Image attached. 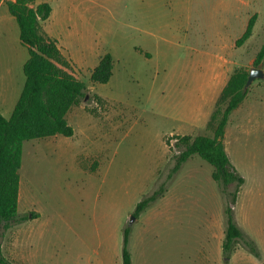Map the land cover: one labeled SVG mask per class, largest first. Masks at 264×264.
Segmentation results:
<instances>
[{
	"label": "rangeland",
	"instance_id": "374dc122",
	"mask_svg": "<svg viewBox=\"0 0 264 264\" xmlns=\"http://www.w3.org/2000/svg\"><path fill=\"white\" fill-rule=\"evenodd\" d=\"M41 2L52 11L40 28L85 84V97L66 116L73 136L24 142L23 221L0 237L2 254L12 264H122L128 228L132 264H264V78L248 85L223 140L245 180L234 221L256 254L244 240L223 253L225 201L209 163L192 155L167 180L176 138L208 134L204 119L229 77L255 67L264 0H35ZM4 14L0 5V94L9 95L14 87L4 69L28 53L18 47L15 19L6 27ZM252 16L250 38L236 46ZM106 53L112 76L94 84L91 71ZM257 68L264 72V59ZM17 83L14 105H0L6 118L24 84L20 67ZM237 122L244 127L234 133ZM162 183L163 196L134 216Z\"/></svg>",
	"mask_w": 264,
	"mask_h": 264
},
{
	"label": "trees",
	"instance_id": "16d2710c",
	"mask_svg": "<svg viewBox=\"0 0 264 264\" xmlns=\"http://www.w3.org/2000/svg\"><path fill=\"white\" fill-rule=\"evenodd\" d=\"M8 13L14 17L19 29V40L26 47L28 59L23 65L25 77L20 96L10 117L0 114V237L13 225L23 220L19 216L18 192L19 173L23 144L26 141L57 135L71 137L74 134L66 116L72 107L85 97V84L78 79L72 66L61 53L57 42L48 37L40 28L51 14L48 3L35 4V0H3ZM255 16L247 22L242 35L236 40L241 46L251 36ZM141 53V50H138ZM264 59V45L258 51L253 65L257 67ZM113 61L109 53L100 57L98 65L92 69L90 81L107 83L112 76ZM248 72L237 70L228 79L214 105L205 129L206 135H184L176 138L174 147L178 151L173 156V165L167 175L170 180L182 164L192 155L199 156L212 167L211 178L216 182L225 201V229L222 251L232 253L234 246L244 240L253 254L256 250L251 241L244 239L243 233L233 217V208L243 177L231 164L223 144L225 127L230 115L244 101L247 95L245 84ZM232 186L233 189L229 190ZM166 183H162L150 195L135 206L134 216H138L147 206L162 197ZM129 229L123 231L122 264H132L128 251ZM0 264H12L1 251Z\"/></svg>",
	"mask_w": 264,
	"mask_h": 264
},
{
	"label": "crops",
	"instance_id": "0c3cea01",
	"mask_svg": "<svg viewBox=\"0 0 264 264\" xmlns=\"http://www.w3.org/2000/svg\"><path fill=\"white\" fill-rule=\"evenodd\" d=\"M0 5H4L5 6V4H4V2H3V0H0ZM6 7V6H5ZM6 10H7V8H6ZM2 19H3V21L5 22V24H6V27L8 26V25H11L12 26V24H13V19H14V17H12L9 13H8V11H7V15L6 14H4L3 15V17H2ZM16 21V20H15ZM17 24V23H16ZM18 26V25H17ZM47 36H48V34L46 33V32H44ZM48 37H50V36H48ZM18 38H19V29H18ZM18 47H20V48H25L26 49V47H24V46H22V44L20 43V40H18ZM26 51H27V49H26ZM28 53V52H27ZM3 54H4V47L2 46V43H1V41H0V65L3 63ZM28 59V58H27ZM27 60H25V56L24 55H22V56H15L14 57V62H15V68L13 69L12 67L10 68V67H5V69H4V74L5 75H7V80H8V86H11V87H14V91H12L11 92V94H7V93H5V92H1V94H0V105L1 106H4V107H6L8 110H9V108H11V106L12 105H14V103H15V94L17 93V89L19 88V84L17 83V77H18V73H19V67H20V69H22V71H23V65H24V63L26 62ZM262 70V69H261ZM264 73V72H263ZM4 75V76H5ZM24 75V74H23ZM24 81H25V77H24ZM24 85V84H23ZM23 85H22V88H23ZM22 88H21V91H22ZM5 91V90H4ZM21 93V92H20ZM20 96V95H19ZM19 98V97H18ZM18 98H16V102H17V100H18ZM246 99V98H245ZM244 103V102H243ZM242 104V103H241ZM240 104V105H241ZM0 114L3 116V114H2V111L0 110ZM210 114L211 113H209V115H208V117H207V119L205 118L204 119V123H205V125H204V128H205V126H206V123H207V121H208V119H209V116H210ZM232 115V114H231ZM231 115H230V117H229V120H228V122H227V125L230 123V118H231ZM5 117V116H4ZM6 118V117H5ZM67 119V118H66ZM67 122H68V120H67ZM68 124H69V122H68ZM70 125V124H69ZM227 125H226V127H227ZM226 127H225V129H226ZM244 127V124H242V123H235L234 124V133H235V131L238 133V132H240V129L241 128H243ZM202 135H206V134H202ZM224 135H225V132H224ZM223 140H224V136H223ZM223 144H224V142H223ZM225 147V146H224ZM225 151H226V149H225ZM226 153H227V151H226ZM244 179V178H243ZM244 182H245V180H244ZM239 194V193H238ZM238 226V225H237ZM239 227V226H238ZM223 236H224V233H223Z\"/></svg>",
	"mask_w": 264,
	"mask_h": 264
},
{
	"label": "water",
	"instance_id": "95a60500",
	"mask_svg": "<svg viewBox=\"0 0 264 264\" xmlns=\"http://www.w3.org/2000/svg\"><path fill=\"white\" fill-rule=\"evenodd\" d=\"M263 79L264 73L260 68L254 67L250 69L249 76L247 78V82L245 84V89H247L248 85L252 82L253 79ZM133 220V217L131 218V221Z\"/></svg>",
	"mask_w": 264,
	"mask_h": 264
}]
</instances>
